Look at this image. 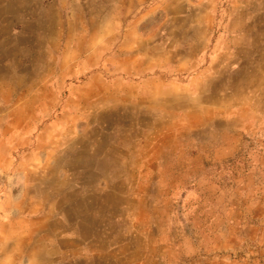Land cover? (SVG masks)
Instances as JSON below:
<instances>
[{
  "label": "rangeland",
  "instance_id": "rangeland-1",
  "mask_svg": "<svg viewBox=\"0 0 264 264\" xmlns=\"http://www.w3.org/2000/svg\"><path fill=\"white\" fill-rule=\"evenodd\" d=\"M52 1L0 0V264H264V0Z\"/></svg>",
  "mask_w": 264,
  "mask_h": 264
},
{
  "label": "crops",
  "instance_id": "crops-1",
  "mask_svg": "<svg viewBox=\"0 0 264 264\" xmlns=\"http://www.w3.org/2000/svg\"><path fill=\"white\" fill-rule=\"evenodd\" d=\"M69 0H53L52 1V6L56 5L57 3L60 4V6L63 8L65 7V5H68ZM61 10V9H60ZM74 253V251H72ZM72 252L70 251V253L72 254ZM104 253V251H103ZM105 257H107L106 254H103L101 257L97 258L98 260L102 261V264H109L106 260ZM92 258V257H91ZM95 258V257H94ZM96 259V258H95ZM88 264H96L95 260H88Z\"/></svg>",
  "mask_w": 264,
  "mask_h": 264
}]
</instances>
